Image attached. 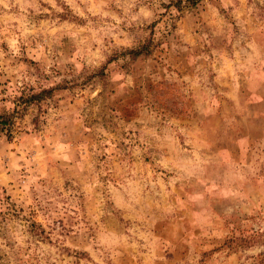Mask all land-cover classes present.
<instances>
[{"label":"rangeland","instance_id":"rangeland-1","mask_svg":"<svg viewBox=\"0 0 264 264\" xmlns=\"http://www.w3.org/2000/svg\"><path fill=\"white\" fill-rule=\"evenodd\" d=\"M0 264H264V0H0Z\"/></svg>","mask_w":264,"mask_h":264},{"label":"trees","instance_id":"trees-1","mask_svg":"<svg viewBox=\"0 0 264 264\" xmlns=\"http://www.w3.org/2000/svg\"><path fill=\"white\" fill-rule=\"evenodd\" d=\"M145 49V46L144 45H141V46H138V47H135V48H128L127 49V52H130L132 53L133 55V58H136L139 54H141ZM42 94V91L41 92H38L36 94H32L31 97L32 98H39Z\"/></svg>","mask_w":264,"mask_h":264}]
</instances>
